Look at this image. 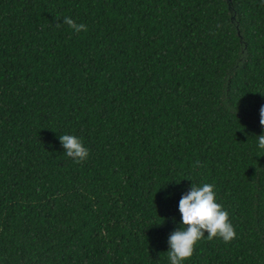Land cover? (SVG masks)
<instances>
[{
    "label": "trees",
    "instance_id": "1",
    "mask_svg": "<svg viewBox=\"0 0 264 264\" xmlns=\"http://www.w3.org/2000/svg\"><path fill=\"white\" fill-rule=\"evenodd\" d=\"M0 264H264V0H0Z\"/></svg>",
    "mask_w": 264,
    "mask_h": 264
}]
</instances>
